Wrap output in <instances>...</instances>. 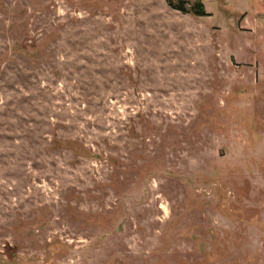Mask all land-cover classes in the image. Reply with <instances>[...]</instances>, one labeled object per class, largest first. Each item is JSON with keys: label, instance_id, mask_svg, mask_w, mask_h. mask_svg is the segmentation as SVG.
I'll use <instances>...</instances> for the list:
<instances>
[{"label": "rangeland", "instance_id": "obj_1", "mask_svg": "<svg viewBox=\"0 0 264 264\" xmlns=\"http://www.w3.org/2000/svg\"><path fill=\"white\" fill-rule=\"evenodd\" d=\"M203 1L0 0V264H264V0Z\"/></svg>", "mask_w": 264, "mask_h": 264}, {"label": "trees", "instance_id": "obj_2", "mask_svg": "<svg viewBox=\"0 0 264 264\" xmlns=\"http://www.w3.org/2000/svg\"><path fill=\"white\" fill-rule=\"evenodd\" d=\"M171 5H173L172 1L173 0H167ZM184 3L186 2H181V4L179 3V5H176L175 7L179 10H182V11H187L189 13H192L193 15L197 16V17H204V16H207L208 15V12L206 10V6L204 4V1L203 0H189V2L187 3H192L191 4V8L186 10V8L184 7Z\"/></svg>", "mask_w": 264, "mask_h": 264}]
</instances>
